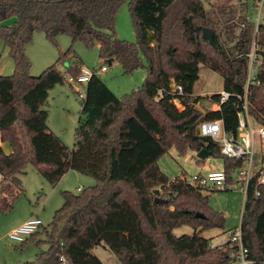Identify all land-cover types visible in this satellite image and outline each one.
<instances>
[{"label":"trees","instance_id":"16d2710c","mask_svg":"<svg viewBox=\"0 0 264 264\" xmlns=\"http://www.w3.org/2000/svg\"><path fill=\"white\" fill-rule=\"evenodd\" d=\"M209 0H0V40L8 49L15 71L0 76V133L12 148L0 149V215L13 210L25 193L22 177L33 163L53 186L70 171L90 176L96 185L80 194L63 192L64 205L53 217L50 229L42 228L22 245H47L34 262L24 264H104L93 250L106 247L120 264H231L236 247L229 241L213 247L202 233L223 228L224 217L209 209L203 190L171 181L158 161L175 147L180 156L190 149H206L221 157L226 172L239 165L225 159L218 146L199 134L204 121L222 120L227 132L238 127L237 96L243 94L250 52L252 25L235 36L229 28L221 38L215 30L217 16L209 12ZM245 8L247 0H240ZM128 4L136 43L120 40L116 15ZM221 14L222 7H220ZM15 19L14 24L7 22ZM245 20V15L241 21ZM213 32L214 42L204 36ZM42 32L56 43L68 35L73 43L99 47L104 66L121 65L130 75L147 62L143 88L119 98L98 75L86 88L73 148L49 128L46 104L49 93L65 84L57 65L70 61L68 73L77 77L80 60L70 48L39 77L31 75L26 48ZM264 33V25L260 34ZM232 35V36H231ZM234 41L231 48L225 43ZM258 78L261 85L251 96V114L264 126V44ZM208 48V50H207ZM201 66L222 75L231 99L221 110L202 113L194 96ZM108 68V67H107ZM172 79L183 87L178 110L171 93ZM219 102V94L210 97ZM255 199L252 191L242 214L241 230L250 258L264 264V187ZM162 198L165 204L155 200ZM197 213L205 219L196 218ZM189 226L193 235L177 237L174 230ZM44 236V239L42 238Z\"/></svg>","mask_w":264,"mask_h":264},{"label":"rangeland","instance_id":"374dc122","mask_svg":"<svg viewBox=\"0 0 264 264\" xmlns=\"http://www.w3.org/2000/svg\"><path fill=\"white\" fill-rule=\"evenodd\" d=\"M243 4L240 0H209L205 2L206 9L217 16L215 30L221 38L225 37L227 27L233 34L235 33V36H238V24L241 22V17L249 13L256 15L255 0H247L246 8ZM220 7H222V13H225L224 15L221 14ZM14 21L13 18L7 24L12 25ZM114 31L120 40L133 44L137 42L128 4H123L119 8ZM257 38L258 43L264 44V33H259ZM233 44L235 42L230 40L227 47L231 48ZM70 48L80 60L81 68L97 72L108 88L119 98L141 90L148 78L145 59H143L144 66L130 75H125L121 65L117 63L111 67L107 66V72L99 73L101 67L106 64L101 60L99 47L96 44L87 46L84 42L73 43L68 35L59 36L57 42L54 43L49 41L42 32L35 33L32 43L26 48L27 56L32 63L31 75L34 77L41 76L44 71L56 64L61 52H66ZM70 64V61H65L57 65L58 70L66 78L65 84L56 86L50 91L46 108L49 112L48 124L51 131L60 137L65 145L73 148L82 104L78 92L82 87L79 84L69 83L68 80L71 75L68 73V68ZM14 71V62L5 43L0 40V76H11ZM223 89L222 75L201 66L200 78L194 88V96L203 99L196 105V108L202 113L211 111L212 100L210 97L220 94ZM197 154L189 149L186 154L180 156L177 149L172 147L158 161V166L171 181L183 176L189 178L196 174L206 175L222 170L224 161L221 157L211 156L206 160H199ZM26 173L22 177L25 193L16 200L11 212L0 215V264L34 262L37 254L47 250L45 244L37 245L30 242L26 245H20L10 241L7 235L12 231L11 227L15 223L27 216L38 217L42 220L44 228L50 229L56 211L64 205L63 192L69 191L78 195L80 194L79 188L86 190L96 185L94 178L70 171L58 185L53 186L42 176L33 163L27 165ZM234 185L224 191L203 192V195L208 197L209 209L224 217L223 228H213L202 233V237L210 240L213 247L224 246L241 227L245 193L235 188ZM174 234L177 237L193 235L194 230L189 226H182L175 229ZM42 238L44 239V236ZM93 253L104 264H119L116 256L103 246L95 248Z\"/></svg>","mask_w":264,"mask_h":264},{"label":"built area","instance_id":"2783aa9c","mask_svg":"<svg viewBox=\"0 0 264 264\" xmlns=\"http://www.w3.org/2000/svg\"><path fill=\"white\" fill-rule=\"evenodd\" d=\"M256 15L249 13L245 20L238 24L239 30H246L252 25L253 41L250 52L245 55L247 59V74L243 87V94L237 96L235 106L238 107V127L236 132H227L222 120L204 121L199 126V134L203 138H208L214 142L220 154L229 161L239 163L230 173L226 172L224 165L222 170L210 172L206 175L196 174L192 177H181V181L195 189L203 192L224 191L231 188L234 184L245 193V202L252 191V196L259 199L262 196L264 187V126L259 124L251 114L250 96L255 87L261 85L258 78L259 68L262 65V57L258 54L261 46L258 43L260 27L264 25V0H255L254 4ZM228 43H225L227 47ZM234 45V44H233ZM108 68L102 66L99 70L107 72ZM97 72L89 69H81L77 77L70 76L69 83L79 84L82 89L78 94L81 100L86 98V88ZM170 90L177 97L173 100L178 110L183 109L178 96H182L184 89L172 79ZM231 99L230 93L224 89L219 94V102H212L211 111L221 110L222 106ZM82 191L79 188L78 192ZM244 211V209H243ZM242 211V214H243ZM43 222L38 217H33L23 225L12 230L8 239L14 243L22 245L33 234L41 231ZM230 242L236 247L230 254L231 264H257L250 258L249 249L244 245L241 227L231 237ZM62 264H67L64 257L61 258Z\"/></svg>","mask_w":264,"mask_h":264},{"label":"water","instance_id":"95a60500","mask_svg":"<svg viewBox=\"0 0 264 264\" xmlns=\"http://www.w3.org/2000/svg\"><path fill=\"white\" fill-rule=\"evenodd\" d=\"M204 36L205 38L213 44L214 42V36H213V32L211 29L209 28H205L204 29ZM212 156V153L208 152L206 149H203L201 150L198 154H197V157L199 160H206L207 158L211 157ZM157 203H160V204H165L167 201L162 199V198H157L155 200ZM196 218H200V219H205V215L202 214V213H197L195 215Z\"/></svg>","mask_w":264,"mask_h":264},{"label":"crops","instance_id":"0c3cea01","mask_svg":"<svg viewBox=\"0 0 264 264\" xmlns=\"http://www.w3.org/2000/svg\"><path fill=\"white\" fill-rule=\"evenodd\" d=\"M0 149H2L7 155L11 154L12 153V148L11 146L8 144V143H4L2 141V138H1V133H0ZM70 173V172H69ZM0 179H1V175H0ZM32 217L30 216H27L23 219H21L18 223H15L12 227H11V230H14L16 228H18L19 226L23 225L24 223H26L28 220H30ZM104 247V246H103ZM106 248V247H104ZM107 249V248H106ZM94 254V253H93ZM118 260V259H117ZM119 262V261H118ZM120 264V263H119Z\"/></svg>","mask_w":264,"mask_h":264}]
</instances>
